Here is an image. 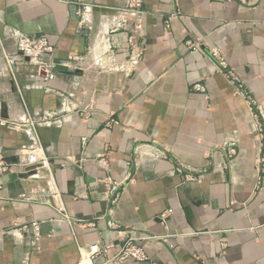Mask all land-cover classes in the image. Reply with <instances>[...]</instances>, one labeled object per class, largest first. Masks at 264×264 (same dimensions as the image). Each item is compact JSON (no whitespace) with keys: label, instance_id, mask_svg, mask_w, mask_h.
Here are the masks:
<instances>
[{"label":"crops","instance_id":"obj_1","mask_svg":"<svg viewBox=\"0 0 264 264\" xmlns=\"http://www.w3.org/2000/svg\"><path fill=\"white\" fill-rule=\"evenodd\" d=\"M126 5L0 0V264L128 239L146 257L123 264H264V0H143L133 42L109 32L124 68L97 77L7 60L10 30L83 56Z\"/></svg>","mask_w":264,"mask_h":264},{"label":"built area","instance_id":"obj_2","mask_svg":"<svg viewBox=\"0 0 264 264\" xmlns=\"http://www.w3.org/2000/svg\"><path fill=\"white\" fill-rule=\"evenodd\" d=\"M142 3L143 0H127L125 7L114 8V22L102 33L100 32L97 37L95 36L88 52L83 56H70L58 64L51 60L54 46L46 35H28L10 30L9 35L13 38L14 46L7 53V60L12 64L29 66L32 70L31 73L40 78L43 83H48L56 78L58 67L66 68L70 72H86L95 77L103 72L120 70L124 68V63L117 58L116 51L110 43L109 32L116 31L120 27H129L132 30L129 42H133L134 34L138 31L141 23ZM197 47L200 48L199 44ZM213 53L218 55L217 50H214ZM132 59L135 60L133 57ZM196 88L201 90L202 86L197 84ZM61 97L64 106L68 96L61 94ZM26 156L29 165L45 166L48 163L46 158L40 156L37 143L27 149ZM33 231L36 235L41 233L39 224H33ZM98 257L105 258L102 264H123L127 259L143 260L146 256L143 249L133 239H128L118 244L114 252H111L109 245H102L96 252L82 256L77 264H95V259Z\"/></svg>","mask_w":264,"mask_h":264}]
</instances>
